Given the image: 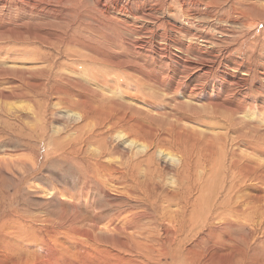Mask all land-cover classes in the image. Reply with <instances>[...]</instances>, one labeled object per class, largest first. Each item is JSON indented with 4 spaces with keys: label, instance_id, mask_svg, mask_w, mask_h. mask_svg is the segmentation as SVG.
<instances>
[{
    "label": "rangeland",
    "instance_id": "rangeland-1",
    "mask_svg": "<svg viewBox=\"0 0 264 264\" xmlns=\"http://www.w3.org/2000/svg\"><path fill=\"white\" fill-rule=\"evenodd\" d=\"M50 1L51 0H41L40 2V0H38L36 4L30 6L22 5L21 8L0 5V229L3 227L8 228L5 233H0V250L8 251L10 248L12 250L21 246L20 255L15 257L18 260H11V264H26V262L27 264H36L37 259V263L39 264L42 262H47L50 264H90L91 262V264H101V262H103L102 260H104V263L107 264H115L116 262V264H157L156 262H158V264H216L217 262L218 264L219 261L216 259V261L209 260V251L210 253L213 250L214 252L223 251L222 249L220 250V248L218 249L219 246L217 245H221V248L224 245V250H227L226 252L228 253L232 252V250L236 249L237 247L235 244H231L227 238H225L226 233L234 234L241 240V247H239L238 251L240 254L238 262L236 263V261L233 259L228 264H252L254 261L262 262L264 264V225L259 226L258 224L253 223L254 221H252V217L255 214L254 211L252 212L251 210L249 212L251 213L249 216L250 219L247 221L245 219L244 221L246 223H244V225L236 226L235 228L226 227L227 223L224 222L223 218L211 221L213 219L211 213L215 211L214 209L216 205L215 200L217 190L221 185L225 184L226 181V179L223 180L222 184L217 186V183L222 178L221 176L223 175V171L226 169L225 162L227 161L228 147L226 146L225 141L221 140L220 138L216 139V143L214 142L212 145L213 147L209 146V140L211 139L209 138V135L215 133L225 135L227 133V129L222 127V125L225 124V120L222 118V113L219 110L212 107H204V105L191 102L190 107L185 108V112L190 117V120H184L183 124L184 127L188 128L189 130H193V133L198 131V139L195 140L192 135L185 133L178 137L179 146L174 142H171L166 143L164 146L165 148L162 149L163 152H173L177 148L184 150L186 155V164L171 163L165 157V155H159L156 153L154 155L155 157L153 156V158L150 160H153L151 162L152 170L154 168L152 176H149V174H145L144 176L143 171H140V173L137 174L139 169L142 170V168L145 167V165H142V167L138 166V160L144 157L145 152H143L144 150H140L142 152L139 151V153L134 143H130L134 145L132 146L126 142L128 134L123 128H117L113 130L118 133V136L116 133L108 129V125H106L104 121L106 120L105 114H98L92 110L89 112V116H84L78 120V117L72 113V111L78 110L83 106H87V108H89L90 106L87 102L90 99L93 100V102L96 100L97 103L100 102L103 97H105L110 102L115 100V98L117 100H122V89L124 88L125 83L130 81L128 74L125 73V66H135L137 68L141 67L140 69L144 70L145 73L150 76L166 78L169 80V78L172 79L175 74L172 72L177 70L179 71V67L184 68L188 64L191 65L193 61H206L211 57L210 55L217 56L215 62L231 59V57H228L227 54L224 56L222 55L223 50L219 51L220 46L218 43H216L217 38H220V35L222 34L220 32L222 30L220 27L229 28V24L222 22L218 18L219 16L217 17L216 15L220 8L216 7V4L202 5L200 8L204 14L195 18L196 20L193 19L188 21L178 13L174 14L168 10V5L177 7L179 5V0L176 3V0H142V2L123 0L125 3L123 4L128 6L124 8V12L117 10L116 6L113 4L114 0H105L104 6L96 2H101L103 0H76V5L74 6H58V4L50 3ZM129 5L131 6L129 7ZM51 6L54 8H50ZM141 10L145 11L147 15L151 10L155 15L154 21L149 18L148 20L142 18L136 19L132 16L131 13H139ZM121 17L123 21L119 23L118 18ZM21 18L23 19L21 20ZM262 28L263 25L260 27V30ZM174 29L181 30L184 35L179 33L180 37L173 36L172 38L168 35L165 36L168 33L174 35ZM186 30H190L192 34H196L194 35L195 37L185 36ZM260 30H257V32L259 33ZM125 37L128 38L126 39ZM170 38L171 42L167 41ZM140 45L141 47L147 48L148 50L140 48ZM62 48H64V50ZM70 48L74 51H77L74 52ZM3 57H5V59H3ZM101 57L103 58V61L118 59L121 61L122 66L120 68H114V66L106 64L105 62L102 63ZM168 60L171 61V64H168ZM59 66L60 68H58ZM73 69L74 71L78 69V75L75 74L77 72H74ZM169 72L171 75L173 74V76H171ZM231 72H233V70L226 69L223 75L227 78L230 76ZM197 73L198 72H195V74ZM235 73L236 74L234 77L238 76V72ZM193 74L194 71L188 69L182 76L183 78L180 80L181 85H188L192 81L191 76ZM252 79L253 78L250 79V83L253 85ZM48 80L51 81L48 82ZM214 80H219L216 69L213 70L212 74L206 77H201L200 83L203 81V86H206L203 88L202 92L210 93L212 90V84L210 83ZM98 82L101 83L100 86ZM106 82L108 86H106ZM102 85H104V88H100L103 87ZM108 89L113 94L111 92L108 94ZM103 90H106V94L103 93ZM113 91L117 92V94ZM120 92L122 93L120 94ZM102 94H104V96ZM119 96H121V98H119ZM213 96L221 98L219 91H215ZM254 96L255 94H252V97ZM224 97H228L226 100L227 102L230 101L229 95ZM125 100H127V98H125ZM41 102H43V106ZM130 102L136 107H140L142 110L150 109L148 106L137 103L136 101L130 100ZM191 105L192 107L195 105L197 107L191 108ZM99 115L101 118H97ZM146 115L147 114L144 112L141 114L140 112L136 113V122H144L142 124L143 127L146 126L148 129L152 128V130L155 132L158 130L160 132L165 127L164 124H157L159 121L152 120L149 115ZM85 118L90 119L87 120ZM84 120L90 124H88L91 126L90 128H93L94 130L97 128V130H91L87 123L85 124L86 121ZM81 121H83V123H81ZM92 122H95V124L97 126L99 125L98 127L101 126V128H98L95 124H92ZM99 123H104L107 127L104 126V124L101 125ZM81 124L84 125L82 126ZM85 125H87L89 129L87 126L85 127ZM81 126L85 128H82ZM83 133L86 135H81ZM122 133L125 134L122 135ZM113 134L116 138L118 136V138L116 139ZM108 135H110L112 138L110 136L108 138ZM204 135H208V138L205 139ZM229 136L232 137L231 134H229ZM86 137H88V139ZM149 137L150 136L148 135L147 138L149 139ZM122 143L124 144L122 145ZM91 145H93L94 148H92ZM250 145L255 147H257V145H261L262 147L257 148L256 150H263V144L260 142L254 141L253 143H250ZM128 146H130L131 149ZM246 146L248 147V145ZM105 148L109 149L107 154ZM114 148H116V150ZM243 148H245V146H242V149ZM97 149H100V152H98ZM112 149H114V154L111 151ZM129 151L131 153L134 151L135 153L133 152L130 154ZM243 151L250 153L251 156H253V159H255L256 155L250 152V150L245 148ZM111 153L112 155H110ZM103 154H105V156ZM257 155L262 157L260 153ZM124 156L126 157L124 158ZM109 157L112 159H109ZM136 158L139 159L137 160ZM154 158L156 160H154ZM261 159L262 162H264V155ZM214 163H216L214 172H217L210 173V169ZM107 165L110 167L113 165L114 167L112 166L111 169ZM118 166L120 167L118 168ZM200 167L202 168L200 169ZM116 168L122 171L120 176V173L116 174L115 170H113ZM261 170L264 173V169ZM102 171L105 174L102 173ZM106 171L107 173L110 171L113 173V175L110 173V180L103 177V174H107ZM135 172L136 175H134ZM122 173H125V175ZM197 174L199 175L196 178ZM210 174L212 176H210ZM262 174L259 175V177H263ZM94 176L96 178H94ZM133 176L135 178L137 176V178L140 180L134 179ZM167 177L169 179L168 181H166ZM203 177L204 179H202ZM103 179L109 182H107V186L109 188L111 187L110 189L113 187L111 191L106 186V181ZM163 179H165V181H163ZM117 180L119 182H117ZM97 181L100 182L98 183ZM126 181L129 186H127L128 184ZM93 182L96 184L92 185ZM141 182L145 184L143 185ZM102 184H105V187L108 188L107 191L106 188L102 186ZM212 184H215L216 187L210 189L209 187ZM94 185H97L98 187ZM118 185L121 189L117 188ZM153 185L156 190L153 189ZM93 186L97 188H94ZM141 186H143L145 189H143ZM151 188L152 190H150ZM51 189H53V192H51ZM60 189L63 191V193ZM122 189L125 193H123ZM146 190L149 192V194H147L148 192ZM128 192L132 196L129 195L127 197ZM158 192L160 193L156 195ZM79 195L82 196V198ZM140 195H142V197ZM137 196L140 197L137 198ZM189 196L191 197L189 198ZM202 197L205 199L204 203V199ZM118 198L120 199L118 200ZM140 198L142 199L140 200ZM152 198L153 200H151ZM82 199L85 201L83 202ZM128 199H130L131 202H129ZM191 199L194 200L192 201ZM69 200H72V202ZM143 200L146 201V204L143 202ZM79 201L81 203H79ZM183 201L186 204L183 203ZM92 202L94 204H92ZM175 202L177 205L174 204L173 207V203ZM206 205L207 207H205ZM185 206L188 207L186 208ZM221 206H224L223 208L226 207L223 201L221 202ZM146 207H148V210ZM56 208L57 210H55ZM156 208H158V212L155 210ZM58 209L61 210L59 211ZM223 210H225V216L227 215L226 217L232 219L230 221L233 222L234 216L228 210V208ZM70 212H74V214H69ZM77 212L79 213L77 214ZM88 213L92 217L89 216ZM75 217L76 219H74ZM57 218L60 220L58 221ZM65 218H67L68 221ZM117 218L118 220H116ZM254 218L255 216L253 219ZM18 219L24 221L27 226H31L29 230L18 233V229L16 228V222ZM54 219L55 221H53ZM84 219L86 220L84 221ZM131 220L132 222L130 223ZM48 221H51V223ZM112 222H114V224H112ZM119 222L120 224L118 225L117 223ZM7 224L9 226H7ZM96 226H99V228ZM85 228H89L94 232L93 238H90V240L85 236H80L81 240L77 239L79 235L75 234L74 230ZM254 228L256 229L254 230ZM166 231L172 232L173 236L171 234H168L167 236ZM252 231L254 235L252 234ZM181 232L182 234H179ZM187 233H190L191 235H188ZM249 239L251 242H249ZM16 240L17 242H15ZM119 240L127 241L129 247L118 242ZM201 240L203 241L201 242ZM60 241L64 242L61 243ZM63 243L66 244L64 245ZM116 243L119 246H116ZM109 244L111 246H109ZM114 244L115 246H113ZM230 244L232 245L231 247H229ZM2 245L5 246L3 247ZM90 245L92 246L90 247ZM211 245L216 246L214 247ZM100 246L103 248L101 249ZM191 246H193L195 249ZM233 246H235L234 249ZM93 247L99 248L95 249ZM154 247L157 248L154 249ZM104 248L106 250H104ZM230 248H232V250ZM67 249H70L71 252L70 250L68 252ZM205 249L207 253L204 256ZM199 250H201V252ZM88 251H90V255L88 254ZM247 251L250 252L248 253ZM103 256L104 259H102ZM88 257L90 260H88ZM105 258H107L109 261ZM96 260L97 263H95ZM206 260L207 262L205 263L204 261ZM219 264L225 263L221 262Z\"/></svg>",
    "mask_w": 264,
    "mask_h": 264
},
{
    "label": "bare ground",
    "instance_id": "bare-ground-1",
    "mask_svg": "<svg viewBox=\"0 0 264 264\" xmlns=\"http://www.w3.org/2000/svg\"><path fill=\"white\" fill-rule=\"evenodd\" d=\"M45 1V0H44ZM49 1V0H46ZM96 1V0H95ZM94 1V2H95ZM104 1H96L97 3L101 4L102 6H104ZM134 2L137 1H141L142 0H133ZM145 1H152V0H145ZM178 0L175 1V3ZM38 2V0H0V5L3 6H9V7H16V8H21L22 5H33L36 4ZM41 2V0H40ZM47 3V2H46ZM50 3L53 4H58L59 5H65V6H74L76 5V0H51ZM78 3V2H77ZM123 0H114L113 4L116 6L117 10H120V12H122L124 10L125 6ZM39 4V3H38ZM127 4V3H126ZM207 4H216V7H219L220 9L217 11L216 15L217 17L225 23L229 24V28H225V27H220L222 30L220 31L222 34L220 35V38H217L216 43H218V45L220 46V50H223L222 55L224 56L225 54L228 55V57L230 56L231 59L229 60H221L219 62H215V59L217 58L216 55H210L211 57L208 58L206 61H193L191 65H187L186 67H184L182 64V67H179V71H173V74L171 75L170 72L169 74L171 76H173L172 79L169 78V80H167L166 78H158V77H153L150 76L148 74L145 73L144 70L140 69L139 67H135V66H125L126 70L125 73L128 74L130 81H127V83H125L124 88L122 89L123 94H121L122 92H120V94L122 95V100H117L115 98V100H113L112 102L108 101L105 97H103L100 102L97 103L96 100H89L87 103L89 104V108H87V106H83L81 108H79L78 110H74L72 111V113H74L75 116L78 117V120H80L79 118H83L84 116H89V112L94 110V112L98 113V114H105L106 117L104 120L106 125H108V129L110 131H113L114 129L117 128H123L124 131H126V133L128 134V138L126 140L127 143H134V145L137 147L138 152L140 150H144V157L140 158H136L138 160V166L145 165L144 168H142V170H138L137 174L140 173V171H143L144 176L145 174H149V176L153 175V170H152V161H150L153 156L158 153L159 155H165V157L171 162V163H185L186 164V155L184 153V150L177 148L175 149L173 152H163V148H165V144L166 143H171L174 142L176 145L179 146L178 144V137H180L182 134H189L192 135V137L197 140L199 137V132L195 131L194 133L192 132L193 130H189L188 128L184 127L183 121L184 120H190V117L188 116V114H186L185 112V108L186 107H190V103L194 102L195 104H200V105H204V107H212L214 109L219 110L222 113V118L225 120V124H223L222 122V127L227 129V133L225 135H220L218 133L215 134H211L209 135V138H211L209 140V146L213 147L212 145L214 144V142L216 141V139L220 138L221 140H224L226 143V146L228 147L227 149V161L226 163V169L223 171V175L221 176L222 178L219 180V182L217 183V186L221 185L223 180L226 179L225 184L221 185L220 188L217 190L216 193V205H215V211L211 213V215L213 216V219L211 221L217 220L219 218H223L224 222H226V227H233L235 228L236 226H241L244 225V223H246L244 220L246 219L249 220V216L251 213H249L251 210L252 212L254 211V215L255 218L253 219L252 217V221H254L253 223L258 224L259 226H263L264 225V173L261 169H264V162H262V157H263V153H264V0H192V1H186V0H179V5L177 7L172 6V5H168V10L170 12L178 13L179 15H181L183 18H185L186 20H193L199 16H202L204 14V12L201 10L200 6L202 5H207ZM106 5V4H105ZM132 5V3H131ZM129 5V7L131 6ZM55 6V5H54ZM164 7V6H163ZM30 8V7H29ZM40 8V7H39ZM46 8V6H45ZM52 8V6L50 7ZM54 8V7H53ZM52 8V9H53ZM114 8V6H113ZM147 8V7H146ZM51 9V10H52ZM108 9V7H107ZM131 9V8H130ZM137 9V7H136ZM43 10V9H42ZM62 10V9H61ZM60 10V12H61ZM106 10V9H105ZM115 10V9H114ZM128 10V9H126ZM44 11V10H43ZM108 11V10H107ZM113 12V11H112ZM124 12V11H123ZM57 13V12H55ZM107 13V12H106ZM169 13V12H168ZM122 14V13H121ZM132 16L136 19L142 18V19H146L148 20L151 19L154 21L155 19V15L154 13H152V11L150 10V13H147L145 11H140L139 13H131ZM128 15V14H127ZM57 16V15H56ZM108 16H109V12H108ZM176 16V15H175ZM120 17V16H119ZM127 17V16H126ZM42 18V17H41ZM23 18H21L22 20ZM125 19V18H124ZM196 20V19H195ZM116 21V20H115ZM123 21L122 17L118 18V22L121 23ZM15 22V21H14ZM13 22V23H14ZM18 22V21H17ZM118 23V24H119ZM161 23V22H160ZM41 25V24H40ZM128 25V24H127ZM161 25V24H160ZM170 25V24H169ZM263 28L260 30V27ZM120 26V24H119ZM165 26V25H164ZM167 26V25H166ZM97 28V27H96ZM259 28V29H258ZM164 29V28H163ZM257 30H260V32L258 33ZM36 32V31H34ZM185 32V31H184ZM43 33V32H42ZM50 33V32H49ZM179 33L181 35H184L182 33L181 30H177L174 29V35L171 34H166L165 36H169V37H173V36H179ZM186 35L185 36H190V37H195L194 35L196 34H192L190 30H186ZM33 35V34H32ZM216 35V34H214ZM52 36V35H51ZM180 37V36H179ZM183 37V36H181ZM126 38V37H125ZM128 38V37H127ZM126 38V39H127ZM171 38L167 41L171 42ZM46 40V39H45ZM67 40V39H66ZM159 40V39H158ZM54 41V39H53ZM122 41V40H121ZM129 41V40H128ZM137 42V41H136ZM160 42V41H159ZM135 43V41H134ZM141 44V43H139ZM60 45V44H59ZM64 45V44H63ZM62 45V46H63ZM129 45V44H127ZM178 45V44H177ZM131 46V45H129ZM137 47H139L138 45H136ZM161 47V46H160ZM166 47V46H165ZM223 47V48H222ZM140 48H144L141 47ZM56 49V48H55ZM64 50V48H62ZM71 49V48H70ZM81 49V48H80ZM136 49V48H135ZM147 49V48H144ZM165 49V48H164ZM173 49V48H172ZM175 49V48H174ZM180 49V48H179ZM57 50V49H56ZM62 50V51H63ZM73 50V49H71ZM70 50V51H71ZM141 50V49H140ZM148 50V49H147ZM169 50V49H168ZM42 51V50H40ZM61 51V49H60ZM74 51V50H73ZM72 51V53H73ZM77 51V50H76ZM74 51V52H76ZM128 51V50H127ZM139 51V50H138ZM165 51V50H164ZM153 52V51H152ZM166 52V51H165ZM71 53V52H70ZM69 53V54H70ZM75 54V53H74ZM80 54V53H79ZM137 54V53H136ZM135 54V55H136ZM144 54V53H143ZM155 54V53H153ZM150 55V54H149ZM2 56V55H1ZM68 56V55H66ZM47 57V56H45ZM50 57V56H49ZM69 57V56H68ZM136 57V56H135ZM150 57V56H149ZM18 58V57H16ZM67 58V57H66ZM157 58V57H156ZM163 58V57H162ZM3 59H5V57H3ZM44 59V58H43ZM154 59V58H153ZM32 60V59H31ZM159 60V59H157ZM175 60V59H174ZM60 61V60H59ZM62 61V60H61ZM95 61V59H94ZM149 61V60H148ZM4 62V61H3ZM101 62L102 63H106L109 65H112L115 67L120 68L122 65L121 61L118 59H112V60H106L103 61V58L101 57ZM99 63V62H98ZM5 64V63H4ZM44 64V62H43ZM165 64V63H164ZM167 64V63H166ZM168 64H171V61L168 60ZM57 65V64H56ZM173 65V63H172ZM58 66V65H57ZM138 66V65H137ZM154 66V65H153ZM171 66V65H170ZM165 67V66H164ZM60 68V66L58 67ZM150 68V67H149ZM171 68V67H170ZM188 69H191L194 71V74L191 76L192 77V81L188 84V85H181L180 80L181 78H183L182 76L184 75V73H186V71ZM217 70L218 72V81L214 80L213 82H211L210 84H212V90L210 93L208 92H202L203 88H205L206 86H203V81H201L200 83V78L201 77H206L210 74H212L213 70ZM227 70H233V72L230 73V76H228L227 78L223 75L224 71ZM78 69H76L77 72L75 74L78 75ZM112 70V69H111ZM170 70V69H169ZM174 70V69H173ZM41 71V70H39ZM80 71V70H79ZM117 71V70H116ZM73 72V73H74ZM114 72V71H113ZM195 72H198L197 74H195ZM235 72H238V76L234 77V75L236 74ZM86 73V72H85ZM102 74V73H101ZM100 74V75H101ZM85 75V74H84ZM65 76V75H64ZM81 76V75H79ZM49 77V76H48ZM46 77V78H48ZM50 78V77H49ZM102 78V77H101ZM189 78V77H188ZM253 78V85L250 83V79ZM132 79V80H131ZM47 80V79H46ZM57 80V79H56ZM87 80V79H86ZM100 80V79H99ZM51 81V80H50ZM48 80V82H50ZM98 81V80H97ZM126 81V80H125ZM53 82V81H52ZM105 82V80H104ZM206 82V81H205ZM47 83V82H46ZM99 83V82H98ZM118 83V82H116ZM54 84V83H53ZM51 84V85H53ZM56 84V83H55ZM96 84V83H95ZM105 84V83H104ZM107 84V82H106ZM183 84V83H182ZM97 85V84H96ZM101 85V83H99V86ZM50 86V83H49ZM93 86V85H92ZM95 86V85H94ZM103 87L100 88H104V85H102ZM108 86V84L106 85ZM48 87V86H47ZM59 88V87H58ZM210 89V88H209ZM208 89V90H209ZM115 90V89H113ZM104 91V90H103ZM215 91H219L221 94V98L218 97H214L213 93ZM106 90L103 92L105 93ZM111 91H109L108 89V94ZM114 93L117 94V92L113 91ZM119 92V91H118ZM112 93V92H111ZM217 93V92H216ZM106 94V93H105ZM113 94V93H112ZM119 94V93H118ZM252 94H255L254 97H252ZM101 95V93H100ZM104 96V94H102ZM226 95H229V102H227V98L228 97H224ZM43 96V95H42ZM98 96V95H97ZM87 97V96H86ZM90 97V96H88ZM81 98V97H80ZM92 98V97H91ZM96 98V97H94ZM119 98H121V96H119ZM125 98H127V100H125ZM161 98V99H160ZM84 99V98H83ZM158 99H160L159 101H157ZM47 100V99H46ZM110 100V99H109ZM130 100L132 101H136L137 103L140 104H144L146 106H148L150 109H140V107H136L135 105L131 104ZM99 101V100H98ZM42 106H43V102ZM40 103V104H41ZM45 105V102H44ZM15 106V105H14ZM40 106V105H39ZM47 106V105H46ZM143 106V105H142ZM194 106V105H193ZM6 107V106H4ZM197 107L196 105L194 107L191 108H195ZM199 107V106H198ZM200 108V107H199ZM9 109V108H8ZM12 109V108H11ZM27 109V108H26ZM46 109V108H45ZM44 109V110H45ZM50 109V108H49ZM190 109V108H189ZM205 109V108H204ZM43 110V109H42ZM196 110V109H195ZM7 112V111H6ZM93 112V113H94ZM140 112V114L142 112L146 113L147 115L150 116V118H152V120H156L159 121L157 122V124L160 123V125L164 124L165 127L159 132V130L157 132L153 131L152 128L148 129L146 126L143 127V123L142 121L140 122H136L135 118H136V113ZM153 112V113H151ZM17 113V112H16ZM51 113V112H50ZM193 113V111H192ZM92 114V113H91ZM15 115V114H14ZM93 115V114H92ZM146 115V116H147ZM97 116V115H94ZM100 116V115H99ZM97 118H101L100 117ZM143 116V115H142ZM145 116V115H144ZM103 117V116H102ZM140 117V115H139ZM46 118V117H45ZM93 118V117H91ZM146 118V117H145ZM149 118V119H150ZM87 119V118H85ZM90 119V118H88ZM87 119V120H88ZM95 119V118H94ZM148 119V118H147ZM98 120V119H97ZM100 120V119H99ZM103 120V119H102ZM101 120V121H102ZM140 120V119H139ZM146 120V119H145ZM151 120V121H152ZM2 121V120H1ZM76 121V120H75ZM86 121V120H84ZM93 121V119H92ZM95 121V120H94ZM103 121V122H104ZM29 123V122H28ZM79 123V122H78ZM81 123H83V121H81ZM87 123V125L89 124L87 121L85 122V124ZM149 123V122H148ZM187 123V122H186ZM92 124H95V122ZM101 124V123H99ZM104 124V123H102ZM101 124V125H102ZM151 124V123H150ZM154 124V123H153ZM220 124V122H219ZM72 125V124H70ZM82 125V124H81ZM84 125V124H83ZM82 125V126H83ZM85 125V127L87 126ZM90 125V124H89ZM88 125V126H89ZM96 125V124H95ZM94 125V126H95ZM104 124V126H106ZM146 125V124H145ZM81 126V127H82ZM87 126V128H88ZM97 126V125H96ZM99 126V125H98ZM97 126V127H98ZM82 127V128H85ZM91 126H89L90 128ZM107 127V126H106ZM17 128V127H16ZM74 128V127H73ZM86 128V130H87ZM88 128V129H89ZM98 128H101L98 127ZM81 129V128H79ZM91 130L93 128H90ZM16 130V129H15ZM85 130V131H86ZM97 130V128L95 129ZM93 129V131H95ZM106 130V129H104ZM103 130V131H104ZM92 131V132H93ZM107 131V130H106ZM109 131V132H110ZM119 131V130H117ZM121 131V130H120ZM209 131V130H207ZM64 132V131H63ZM84 132V131H83ZM100 132V131H99ZM98 132V134H99ZM114 133H116L115 131H113ZM105 133V132H104ZM76 134V133H75ZM80 134V133H79ZM94 134V133H93ZM118 135V133H116ZM125 134V133H124ZM122 133V135H124ZM229 134L232 135V137L229 136ZM81 135H86V134H81ZM88 135V134H87ZM97 135V134H96ZM116 135V136H117ZM150 136L149 139L147 138V136ZM9 136V135H8ZM21 136V135H20ZM98 136V135H97ZM96 136V137H97ZM105 136V135H104ZM110 135H108L109 138ZM114 136V134H113ZM119 136V135H118ZM117 136V138H118ZM121 136V135H120ZM205 139L208 138V135H204ZM79 137V136H78ZM85 137V136H84ZM99 137V136H98ZM111 137V136H110ZM115 137V136H114ZM124 137V136H123ZM73 138V137H72ZM83 138V136H82ZM88 139V137H86ZM112 138V137H111ZM116 138V137H115ZM114 138V139H115ZM116 138V139H117ZM122 138V137H121ZM255 138V140H254ZM120 139V138H119ZM85 140V139H84ZM93 140V139H92ZM124 140V139H123ZM83 141V140H82ZM81 141V144H82ZM107 141V140H106ZM113 141V140H112ZM111 141V142H112ZM116 141V140H115ZM121 141V140H120ZM254 141L260 142L263 144V150L262 151H257V148L262 147L261 145H257V147L250 145V143H253ZM92 142V141H91ZM105 142V139H104ZM108 142V141H107ZM123 142V141H122ZM219 142V140H218ZM118 143V141H117ZM216 143V142H215ZM84 144V142H83ZM98 144V143H97ZM116 144V143H115ZM124 143H122L123 145ZM126 144V143H125ZM88 145V144H87ZM86 145V146H87ZM95 145V144H94ZM106 145V144H105ZM104 145V146H105ZM108 145V144H107ZM119 145V144H118ZM132 145V144H130ZM132 145V146H134ZM216 145V144H215ZM248 145V147L246 146ZM84 146V147H86ZM92 148H94L93 145H91ZM99 146V145H98ZM116 146V145H115ZM125 146V145H124ZM224 146V145H223ZM242 146H245L246 149L250 150V152H252L253 154L256 155L255 159H253V156H251L250 153H246L243 151ZM70 147V146H69ZM107 147V146H106ZM123 147V146H122ZM130 148V146H128ZM127 147V148H128ZM74 148V147H73ZM91 148V147H90ZM121 148V147H119ZM126 148V147H125ZM216 148V147H214ZM213 148V150H214ZM65 149V148H64ZM84 149V148H83ZM106 149V148H105ZM116 150V148H114ZM112 149V153L114 154ZM131 149V148H130ZM135 149V148H134ZM132 149V150H134ZM217 149V148H216ZM79 150V149H78ZM81 150V149H80ZM93 150V149H92ZM98 152H100V149H97ZM109 149H106V154L107 151ZM136 150V149H135ZM212 150V151H213ZM32 151V150H31ZM47 151V150H46ZM94 151V150H93ZM103 151V150H102ZM125 151V150H124ZM123 151V152H124ZM110 152V151H109ZM122 152V151H121ZM130 152V151H129ZM134 152V151H133ZM132 152V153H133ZM142 152V151H140ZM139 152V153H140ZM214 152V151H213ZM217 152V150H216ZM215 152V153H216ZM1 153V152H0ZM112 153L110 155H112ZM130 152V154H132ZM135 153V152H134ZM258 153H260L262 155V157L259 155H257ZM121 154V153H120ZM119 154V155H120ZM127 154V153H126ZM143 154V153H142ZM208 154V153H207ZM99 155V154H98ZM105 156V154H103ZM118 155V154H117ZM128 155V154H127ZM218 155V154H217ZM103 156V157H104ZM122 156V155H121ZM130 156V155H129ZM216 156V155H215ZM212 156V157H215ZM99 157V156H98ZM97 157V158H98ZM111 157V156H110ZM109 159H112L110 158ZM117 157V156H116ZM120 157V156H119ZM126 156H124L125 158ZM155 157V156H154ZM157 157V156H156ZM161 157V156H160ZM211 157V156H210ZM93 158V157H92ZM100 158V157H99ZM165 158V159H166ZM96 159V158H95ZM105 159V157H104ZM122 159V157H121ZM158 159V158H157ZM166 159V160H167ZM209 159V158H208ZM225 159V158H224ZM124 160V159H123ZM154 160H156L154 158ZM159 160V159H158ZM162 160V158H161ZM211 160V159H210ZM168 161V162H169ZM201 161V160H200ZM225 161V160H224ZM3 162V161H2ZM1 162V163H2ZM10 162V161H9ZM94 162V160H93ZM116 162V161H115ZM114 162V163H115ZM126 162V161H125ZM221 162V161H220ZM130 163V162H129ZM160 163V162H158ZM157 163V164H158ZM223 163V162H222ZM99 164V163H98ZM156 164V163H154ZM163 164V163H162ZM196 164V162H195ZM110 165V163H109ZM107 165V166H109ZM167 165V164H166ZM165 165V166H166ZM175 165V164H174ZM200 165V164H199ZM202 165V164H201ZM205 165V164H204ZM203 165V166H204ZM213 166L210 169V173H213L215 168H216V163L212 164ZM106 166V167H107ZM113 166V165H112ZM112 166L110 167L112 169ZM127 166V165H126ZM125 166V167H126ZM154 166V165H153ZM162 166V165H161ZM198 166V164H197ZM219 166V165H218ZM114 167V166H113ZM116 167V166H115ZM120 166H118L119 168ZM155 167V166H154ZM157 167V166H156ZM169 167V166H168ZM185 167V166H184ZM221 167V166H220ZM202 167H200L201 169ZM210 168V167H209ZM223 168V167H221ZM2 169V168H1ZM165 169V168H164ZM115 170L116 174H119V176L121 175V170L119 169H113ZM127 170V168H126ZM125 170V171H126ZM158 170V169H157ZM218 170V169H217ZM109 171V170H108ZM112 171V170H111ZM107 173L106 171V175H104L105 173L102 171L103 177H105V179H109V176H111L110 173ZM183 171V170H182ZM263 173H261V172ZM127 172V171H126ZM134 172V171H133ZM158 172V171H157ZM156 172V173H157ZM162 172V170H161ZM165 172V171H164ZM217 172V171H215ZM214 172V173H215ZM1 173V172H0ZM64 173V172H63ZM93 173V172H92ZM142 173V174H143ZM163 173V172H162ZM174 173V171H173ZM97 174V173H96ZM123 175H125V173H122ZM141 174V175H142ZM208 174V173H207ZM219 174V173H218ZM263 177H259V175H261ZM113 175V173H112ZM134 175H136V172L134 173ZM162 175V174H161ZM165 175V174H164ZM181 175V174H180ZM199 174L196 175V178ZM96 176V175H95ZM94 176V178H96ZM118 176V177H119ZM139 176V175H138ZM210 176H212L210 174ZM72 177V176H71ZM81 177V176H80ZM115 177V175H114ZM125 177V176H124ZM134 177V176H133ZM165 177V176H164ZM206 177V176H205ZM86 178V177H85ZM128 178V177H127ZM199 178V177H198ZM207 178V177H206ZM61 179V178H60ZM103 179V180H105ZM134 179H138L137 176L136 178L134 177ZM171 179V178H170ZM204 179V177L202 178ZM210 179V178H209ZM56 180V179H55ZM81 180V178H80ZM98 180V179H97ZM110 180V179H109ZM119 180V179H118ZM117 180V182H119ZM133 180V179H132ZM140 180V179H138ZM153 180V179H152ZM157 180V179H156ZM168 177L166 179V181H168ZM199 180V179H197ZM207 180V179H205ZM212 180V178H211ZM210 180V181H211ZM61 181V180H60ZM88 181V180H87ZM106 181V180H105ZM134 181V180H133ZM142 181V179H141ZM163 181H165V179H163ZM209 181V182H210ZM62 182V181H61ZM77 182V181H76ZM75 182V183H76ZM98 182V181H97ZM100 182V181H99ZM98 182V183H99ZM108 181H106V186L108 185L107 183ZM113 182V181H112ZM115 182V183H117ZM137 182V181H136ZM140 182V181H139ZM147 182V181H146ZM152 182V181H151ZM158 182V181H157ZM170 182V181H169ZM196 182V179H195ZM200 182V181H199ZM207 182V181H206ZM87 183V182H86ZM127 183V181H126ZM132 183V182H131ZM143 183V182H141ZM163 183V182H162ZM166 183V182H165ZM205 183V182H204ZM208 183V182H207ZM56 184V183H55ZM62 184V183H61ZM88 184V183H87ZM90 184V183H89ZM96 184L95 182L92 183ZM119 184V183H118ZM128 184V183H127ZM140 184V183H139ZM145 183H143L144 185ZM173 184V183H171ZM182 184V182H181ZM57 185V184H56ZM91 185V184H90ZM100 185V184H99ZM115 185V184H114ZM123 185V184H122ZM149 185V184H148ZM196 185V184H195ZM199 185V184H198ZM197 185V186H198ZM58 186V185H57ZM89 186V185H88ZM97 186V185H94ZM93 186V187H94ZM102 186L105 187V184ZM113 186V185H112ZM124 186V185H123ZM129 186V184L127 185ZM136 186V185H135ZM140 186V185H139ZM147 186V185H146ZM145 186V187H146ZM156 186V185H155ZM172 186V185H171ZM170 186V187H171ZM187 186V185H186ZM82 187V185H81ZM98 187V186H97ZM94 187V188H97ZM101 187V186H100ZM108 187V186H107ZM117 187V186H114ZM132 187V186H131ZM143 187V186H141ZM140 187V188H141ZM149 187V186H148ZM167 187V186H166ZM215 186V184H212L209 188L213 189ZM53 188V186H52ZM61 188V186H60ZM90 188V187H88ZM103 188V187H101ZM109 188V187H108ZM106 188V191L107 189ZM111 188V187H110ZM109 188V189H110ZM117 188H120L119 185ZM126 188V187H125ZM157 188V187H156ZM161 188V187H160ZM197 188V187H195ZM206 188V187H205ZM48 189V188H47ZM99 189V188H98ZM113 189V187H112ZM110 189V191L112 190ZM121 189V188H120ZM139 189V188H138ZM137 189V190H138ZM143 189H145L143 187ZM147 189V188H146ZM153 189L154 185H153ZM179 189V188H178ZM46 190V189H45ZM49 190V189H48ZM53 189H51V192ZM61 190V189H60ZM81 190V188H80ZM85 190V189H84ZM152 190V188L150 189ZM149 190V191H150ZM156 190V189H155ZM154 190V191H155ZM159 190V189H158ZM162 190V189H161ZM168 190V189H167ZM204 190V189H203ZM209 190V189H208ZM55 191V190H54ZM62 191V190H61ZM86 191V190H85ZM103 191V190H102ZM101 191V192H102ZM109 191V192H110ZM117 191V190H116ZM123 193L124 190L122 189ZM121 191V192H122ZM127 191V190H126ZM132 191V190H130ZM139 191V190H138ZM136 191V192H138ZM147 191V190H146ZM165 191V190H164ZM194 191V189H193ZM43 192V191H42ZM49 192V191H47ZM74 192V191H73ZM115 192V191H114ZM120 192V190H119ZM148 192V191H147ZM41 193V192H40ZM57 193V192H56ZM63 193V191H62ZM65 193V192H64ZM98 193V192H97ZM104 193V192H103ZM102 193V194H103ZM113 193V192H112ZM132 193V192H130ZM140 193V192H139ZM160 192H158L156 195H158ZM188 193V192H187ZM213 193V192H212ZM50 194V193H49ZM59 194V193H57ZM61 194V192H60ZM67 194V193H66ZM65 194V195H66ZM83 194V193H82ZM95 194V193H94ZM121 194V193H120ZM127 194V192H126ZM137 194V193H136ZM146 194V193H145ZM149 194V192L147 193ZM153 194V193H151ZM162 194V193H161ZM47 195V194H46ZM52 195V194H51ZM91 195V194H90ZM109 195V193H108ZM112 195V194H111ZM131 195L128 192L127 197ZM139 195V194H137ZM155 195V194H153ZM164 195V193H163ZM187 195V194H186ZM194 195V194H193ZM197 195V194H196ZM206 195V194H205ZM48 196V195H47ZM57 196V195H56ZM62 196V195H61ZM80 196V195H79ZM132 196V195H131ZM130 196V197H131ZM142 197V195H140ZM140 196H137L140 197ZM151 196V195H149ZM165 196V195H164ZM167 196V195H166ZM171 196V195H170ZM204 196V194H203ZM214 196V195H213ZM75 197V196H74ZM73 197V198H74ZM82 198V196H80ZM89 197V196H88ZM100 197V196H99ZM125 197V196H124ZM134 197V196H133ZM145 197V196H144ZM148 197V196H147ZM169 197V196H168ZM191 196H189L190 198ZM201 197V196H200ZM209 197V196H208ZM11 198V197H10ZM76 198V197H75ZM109 198V197H107ZM122 198V197H121ZM135 198V197H134ZM155 198V196H154ZM161 198V197H160ZM177 198V197H176ZM203 198V197H202ZM201 198V199H202ZM214 198V197H213ZM54 199V198H53ZM63 199V198H62ZM120 198H118L119 200ZM142 198H140L141 200ZM200 199V200H201ZM204 199V198H203ZM212 199V198H211ZM55 200V199H54ZM79 200V199H78ZM113 200V199H112ZM117 200V201H118ZM127 200V199H126ZM129 202L130 199H128ZM139 200V199H138ZM153 200V198L151 199ZM184 200V199H183ZM190 200V199H189ZM192 201L194 199H191ZM72 202V200H69ZM83 201V199H82ZM85 201V200H84ZM83 201V202H84ZM87 201V200H86ZM93 201V200H92ZM134 201V200H133ZM155 201V200H154ZM157 201V200H156ZM205 199L203 200L204 203ZM225 203V208H228V210L232 213V215L234 216V220L233 222L230 221L232 219L228 218L225 216V208H223L224 206H221V202ZM88 202V201H87ZM97 202V201H96ZM116 202V201H115ZM124 202V201H123ZM141 202V201H138ZM137 202V203H138ZM143 202L146 204V201L143 200ZM142 202V203H143ZM158 202V201H157ZM188 202V200H187ZM197 202V201H196ZM5 203V202H4ZM74 203V202H73ZM79 203H81L79 201ZM86 203V202H85ZM101 203V202H100ZM148 203V201H147ZM163 203V202H162ZM180 203V201H179ZM183 203H185L183 201ZM192 203V202H191ZM195 203V201H194ZM215 203V202H214ZM66 204V203H65ZM76 204V203H75ZM92 204H94L92 202ZM96 204V203H95ZM114 204V202H113ZM122 204V203H121ZM132 204V203H131ZM166 204V203H165ZM173 203V207H174ZM186 204V203H185ZM199 204V202H198ZM202 204V203H201ZM77 205V204H76ZM124 205V204H123ZM140 205V204H139ZM167 205V204H166ZM177 205V204H176ZM179 205V204H178ZM182 205V203H181ZM13 206V205H12ZM86 206V205H84ZM88 206V205H87ZM90 206V205H89ZM172 206V205H171ZM203 206V205H202ZM201 206V207H202ZM210 206V205H209ZM63 207V206H62ZM81 207V206H80ZM83 207V206H82ZM91 207V206H90ZM153 207V206H152ZM172 207V208H173ZM180 207V206H178ZM186 207V206H185ZM188 207V206H187ZM186 207V208H187ZM207 207V205L205 206ZM66 208V207H65ZM72 208V207H71ZM161 208V207H160ZM159 208V209H160ZM170 208V205H169ZM64 209V208H63ZM84 209V208H83ZM98 209V208H97ZM146 209L148 210V207H146ZM158 208H156L155 210H157ZM164 209V208H163ZM167 209V208H165ZM180 209V208H179ZM182 209V208H181ZM204 209V208H203ZM57 210V208L55 209ZM59 210V209H58ZM61 210V209H60ZM59 210V211H60ZM73 210V209H72ZM71 210V211H72ZM91 210V209H90ZM170 210V209H168ZM187 210V209H186ZM20 211V210H19ZM67 211V210H66ZM78 211V210H75ZM81 211V210H80ZM154 211V210H153ZM159 210H157L158 212ZM161 211V210H160ZM171 211V210H170ZM83 212V211H82ZM12 213V212H11ZM55 213V212H54ZM66 213V212H65ZM72 212H70L69 214H71ZM79 212H77L78 214ZM85 213V212H83ZM97 213V212H96ZM148 213V212H147ZM164 213V211H163ZM166 213V212H165ZM168 213V212H167ZM173 213V211H172ZM47 214V213H46ZM74 214V212L72 213ZM89 214V213H88ZM99 214V213H97ZM140 214V213H139ZM150 214V213H149ZM179 214V213H178ZM183 214V213H182ZM186 214V213H185ZM192 214V213H191ZM15 215V214H14ZM19 215V214H18ZM21 215V214H20ZM48 215V214H47ZM61 215V214H60ZM76 215V214H75ZM94 215V213H93ZM138 215V214H137ZM152 215V214H151ZM165 215V214H163ZM167 215V214H166ZM184 215V214H183ZM3 216V215H1ZM22 216V215H21ZM77 216V215H76ZM81 216V215H80ZM83 216V215H82ZM89 216H91L89 214ZM105 216V215H104ZM203 216V215H202ZM62 217V216H60ZM78 217V216H77ZM92 217V216H91ZM165 217V216H163ZM179 217V216H178ZM197 217V216H196ZM19 218V217H18ZM45 218V217H43ZM73 218V217H72ZM71 218V219H72ZM79 218V217H78ZM98 218V217H97ZM96 218V219H97ZM100 218V215H99ZM115 218V217H114ZM136 218V217H135ZM139 218V217H138ZM56 219V218H55ZM55 219L53 221H55ZM67 220V218H65ZM64 219V220H65ZM76 219V217L74 218ZM150 219V218H149ZM158 219V218H157ZM169 219V218H168ZM183 219V218H182ZM190 219V218H189ZM207 219V218H206ZM205 219V220H206ZM49 220V218H48ZM58 220V218H57ZM60 220V219H59ZM58 220V221H59ZM62 220V218H61ZM65 220V221H66ZM81 220V217H80ZM86 219H84L85 221ZM93 220V218H92ZM118 220V218L116 219ZM154 220V219H153ZM161 220V219H160ZM166 220V219H165ZM172 220V219H171ZM176 220V219H175ZM196 220V218H195ZM9 221V220H8ZM11 221V220H10ZM33 222H35L34 220H32ZM68 221V220H67ZM66 221V222H67ZM170 221V219H169ZM190 221V220H189ZM194 221V220H193ZM14 222V221H13ZM49 222V221H48ZM115 222V221H114ZM114 222H112V224H114ZM132 222V220L130 221V223ZM156 222V221H155ZM158 222V221H157ZM173 222V220H172ZM188 222V221H187ZM195 222V221H194ZM46 223V222H45ZM51 223V221L49 222ZM63 223V222H62ZM69 223V222H68ZM76 223V222H75ZM183 223V222H182ZM214 223V222H213ZM17 226L16 228L18 229V233L19 232H25L27 230H29V228L31 226H27V224L22 221L19 220L16 222ZM34 224V223H31ZM71 224V223H70ZM69 224V225H70ZM88 224V223H87ZM99 224V223H96ZM118 225L120 224L117 223ZM164 224V223H163ZM175 224V223H174ZM221 224V223H220ZM38 225V223H37ZM42 225V224H41ZM48 225V224H47ZM58 225V224H57ZM68 225V226H69ZM95 225V224H94ZM117 225V226H118ZM130 225V224H127ZM160 225V224H159ZM203 225V224H202ZM201 225V226H202ZM222 225V224H221ZM7 226H9L7 224ZM89 226V225H88ZM110 226V225H109ZM113 226V225H111ZM126 226V225H125ZM164 226V225H163ZM188 226V225H187ZM217 226V225H215ZM219 226V225H218ZM253 226V225H252ZM78 227V226H77ZM84 227V226H83ZM93 227V226H92ZM99 228V226H96ZM101 227V226H100ZM107 227V226H105ZM104 227V228H105ZM114 227V226H113ZM150 227V226H149ZM159 227V226H158ZM66 228V227H65ZM64 228V229H65ZM97 228V229H98ZM102 228V227H101ZM118 228V227H117ZM130 228V227H129ZM132 228V227H131ZM168 228V227H167ZM187 228V227H184ZM189 228V227H188ZM246 228V227H245ZM249 228V227H248ZM251 228V227H250ZM259 228V227H258ZM11 229V228H10ZM63 229V230H64ZM116 229V228H115ZM125 229V228H124ZM133 229V228H132ZM203 229V228H202ZM256 228H254L255 230ZM8 230V228L3 227L0 229V233H5ZM14 230V229H13ZM12 230V231H13ZM43 230V229H42ZM62 230V228H61ZM74 230V229H73ZM175 230V229H173ZM189 230V229H188ZM252 230V229H251ZM57 231V230H56ZM66 231V229H65ZM119 231V230H118ZM126 231V230H125ZM143 231V230H142ZM146 231V230H145ZM160 231V230H159ZM190 231V230H189ZM194 231V230H193ZM200 231V230H199ZM206 231V230H205ZM236 231V230H235ZM43 232V231H42ZM60 232V231H59ZM72 232V231H71ZM70 232V233H71ZM79 232V233H78ZM123 232V231H122ZM139 232V231H138ZM183 232V231H182ZM179 233V234H182ZM187 232V231H186ZM191 232V231H190ZM242 232V231H241ZM245 232V231H244ZM243 232V233H244ZM255 232V231H254ZM257 232V231H256ZM45 233V232H44ZM52 233V232H51ZM63 233V232H62ZM69 233V231H68ZM74 233L79 235V237H77V239H80V236H85L86 238L90 239L93 238L94 236V232L89 229V228H85V229H75ZM120 233V232H119ZM137 233V232H136ZM160 233V232H159ZM193 233V232H192ZM196 233V232H195ZM22 234V233H21ZM53 234V233H52ZM147 234V233H146ZM150 234V233H149ZM166 234L168 236V234H171L173 236L172 232H168L166 231ZM188 234V233H187ZM190 234V233H189ZM188 234V235H189ZM253 234V231H252ZM12 235V234H11ZM10 235V236H11ZM18 235V234H17ZM67 235V234H65ZM136 235V234H135ZM140 235V234H139ZM151 235V234H150ZM178 235V234H177ZM191 235V234H190ZM202 235V234H201ZM254 235V234H253ZM259 235V234H258ZM256 235V236H258ZM22 236V235H21ZM46 236V235H44ZM51 236V235H50ZM60 236V235H59ZM225 238H227V240L231 243V244H235L237 247L236 249L235 246H233V249L230 248L232 250V252H226L227 250H224V245L222 246V248L220 247L221 245H217L219 246L218 249L220 248V250L222 249L223 251H218V252H214V248L211 249L213 251H209L210 257L209 260H213V261H219V263L223 262V263H230V261H232L233 259L236 261V263L238 262L239 259V247H241V240L234 234L231 233H226L225 234ZM65 237V236H64ZM113 237V236H112ZM123 237V236H122ZM180 237V236H179ZM224 237V236H223ZM222 237V238H223ZM240 237V236H239ZM242 237V236H241ZM69 238V237H68ZM136 238V237H135ZM139 238V237H137ZM147 238V237H146ZM175 238V237H174ZM216 238V237H215ZM244 238V237H242ZM241 238V239H242ZM113 239V238H112ZM134 239V238H133ZM195 239V238H194ZM193 239V240H194ZM197 239V238H196ZM224 239V238H223ZM247 239V237H246ZM1 240V239H0ZM66 240V238H65ZM68 240V239H67ZM71 240V238H70ZM86 240V239H85ZM91 240V239H90ZM115 240V239H114ZM118 240V239H117ZM138 240V239H137ZM210 240V239H209ZM215 240V239H214ZM254 240V239H253ZM95 241V240H94ZM103 241V240H102ZM105 241V240H104ZM111 241V240H109ZM200 241V240H199ZM203 240H201L202 242ZM225 241V240H224ZM12 242V241H10ZM17 242V240L15 241ZM61 243L64 241H60ZM69 242V240H68ZM74 242V241H73ZM98 242V241H97ZM113 242V241H111ZM118 242L122 243L123 245L129 247L128 242L125 240H119ZM150 242V241H149ZM181 242V241H180ZM191 242V241H190ZM195 242V241H194ZM200 242V243H201ZM247 242V240H246ZM249 242L250 239H249ZM20 243V242H19ZM25 243V242H24ZM29 243V242H28ZM88 243V242H86ZM85 243V244H86ZM94 243V242H93ZM99 243V242H98ZM103 244H105L104 242H102ZM115 243V242H114ZM152 243V242H151ZM168 243V242H165ZM196 243V242H195ZM199 243V244H200ZM14 244V243H13ZM26 244V243H25ZM36 244V243H34ZM50 244V243H49ZM52 244V243H51ZM64 244V243H63ZM66 244V243H65ZM64 244V245H65ZM68 244V243H67ZM113 244V243H111ZM117 244V243H116ZM146 244V243H145ZM149 244V243H148ZM147 244V245H148ZM197 244V243H196ZM229 245V247H231L232 245ZM6 245V244H5ZM4 245V246H5ZM12 245V244H11ZM22 245V244H21ZM27 245V244H26ZM53 245V244H52ZM55 245V244H54ZM97 245V244H95ZM100 245V244H99ZM140 245V244H139ZM161 245V244H160ZM164 245V244H163ZM226 245V244H225ZM3 246V245H2ZM3 246V247H4ZM67 246V245H66ZM92 245H90L91 247ZM98 246V245H97ZM103 246V245H101ZM100 246V247H101ZM109 246H111L109 244ZM108 246V247H109ZM115 246V244L113 245ZM116 246H119L118 244ZM153 246V244H152ZM201 246V245H200ZM214 246V245H211ZM216 246V245H215ZM214 246V247H215ZM244 246V245H243ZM248 246V245H246ZM252 246V245H250ZM14 247V245H13ZM35 247V246H34ZM53 247V246H52ZM182 247V246H181ZM185 247V245H184ZM193 247V246H191ZM196 247V246H195ZM23 248V247H22ZM37 248V247H36ZM95 248V247H93ZM91 248V249H93ZM99 248V247H96ZM95 248V249H96ZM103 247H101L102 249ZM106 248V247H105ZM104 248V250H106ZM113 248V247H112ZM117 248V247H116ZM139 248V247H138ZM157 248V247H156ZM154 247V249H156ZM165 248V247H164ZM194 248V247H193ZM198 248V247H196ZM217 248V247H216ZM226 248V247H225ZM57 249V248H56ZM63 249V248H62ZM76 249V248H75ZM94 249V250H95ZM108 249V248H107ZM123 249V248H121ZM189 249V247H188ZM195 249V248H194ZM216 249V250H218ZM255 249V248H254ZM26 250V249H25ZM24 250V251H25ZM29 250V249H28ZM68 250V249H67ZM70 250V249H69ZM68 250V252H69ZM134 250V249H133ZM139 250V249H138ZM185 250V248H184ZM204 250V249H203ZM215 250V251H216ZM259 250V249H257ZM20 251H21V246L17 247L15 249L11 248L7 251H2L0 250V264H11V260H18L17 257L18 255H20ZM62 251V250H61ZM65 251V250H64ZM201 252V250H199ZM229 251V250H228ZM252 251V250H251ZM67 252V253H68ZM71 252V250H70ZM90 251H88L89 254ZM103 252V251H101ZM192 252V251H191ZM243 252V251H242ZM248 252V251H247ZM250 252V251H249ZM248 252V253H249ZM79 253V252H78ZM144 253V252H143ZM206 249H205V254L206 255ZM33 254V253H32ZM118 254V253H117ZM159 254V253H158ZM22 255V254H21ZM36 255V254H35ZM42 255V254H40ZM45 255V254H44ZM90 255V254H89ZM128 255V254H127ZM136 255V254H135ZM208 255V254H207ZM33 256V255H32ZM94 256V255H92ZM102 256V255H101ZM108 256V255H107ZM189 256V255H188ZM27 257V256H26ZM45 257V256H44ZM64 257V256H63ZM76 257V256H75ZM78 257V256H77ZM84 257V256H83ZM96 257V256H95ZM121 257V256H120ZM151 257V256H150ZM149 257V258H150ZM86 258V257H85ZM109 258V257H108ZM118 258V257H117ZM156 258V257H155ZM208 258V257H207ZM33 259V258H32ZM46 259V258H45ZM104 259V256L103 258ZM107 259V258H105ZM203 259V257H202ZM216 259V260H215ZM25 260V259H24ZM29 260V259H27ZM84 260V258H83ZM88 260L89 257H88ZM87 260V261H88ZM108 260V259H107ZM113 260V259H112ZM158 260V259H157ZM156 260V261H157ZM160 260V259H159ZM205 260V259H204ZM208 260V259H207ZM204 261L205 263L207 262ZM86 261V260H85ZM99 261V260H98ZM103 262H101V264H107L104 263V260H102ZM106 261V260H105ZM109 261V260H108ZM107 261V262H108ZM155 261V262H156ZM248 261V260H247ZM26 262V261H25ZM38 259L36 261L37 263ZM57 262V261H55ZM81 262V261H80ZM91 262V261H89ZM88 262V263H89ZM115 262V261H114ZM113 262V263H114ZM122 262V261H121ZM133 262V261H132ZM149 262V261H148ZM192 262V261H191ZM190 262V263H191ZM234 262V261H233ZM84 263V262H83ZM92 263V262H91ZM90 263V264H91ZM97 263V260L96 262ZM117 263V262H116ZM115 263V264H116ZM158 264V262H156ZM218 263V264H219ZM18 264V263H16ZM27 264V262H26ZM30 264V263H29ZM33 264V263H32ZM40 264H50V263H40ZM59 264V263H58ZM61 264V263H60ZM74 264V263H73ZM85 264V263H84ZM110 264V263H109ZM153 264V263H152ZM160 264V263H159ZM192 264V263H191ZM207 264V263H206ZM217 264V262H216ZM232 264V263H231ZM252 264H263L262 262H257L254 261Z\"/></svg>",
    "mask_w": 264,
    "mask_h": 264
}]
</instances>
